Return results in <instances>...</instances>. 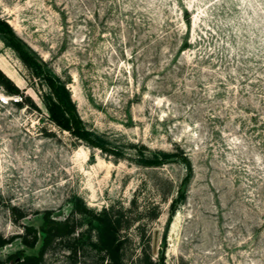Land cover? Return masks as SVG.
<instances>
[{
  "label": "rangeland",
  "instance_id": "rangeland-1",
  "mask_svg": "<svg viewBox=\"0 0 264 264\" xmlns=\"http://www.w3.org/2000/svg\"><path fill=\"white\" fill-rule=\"evenodd\" d=\"M0 19L105 147L53 120L42 72L0 34L20 89L0 86L1 235L50 210L77 231L41 264H106L94 244L117 239L124 264H264V0H0ZM77 200L115 230L72 212ZM41 242L1 246L2 264Z\"/></svg>",
  "mask_w": 264,
  "mask_h": 264
},
{
  "label": "trees",
  "instance_id": "trees-1",
  "mask_svg": "<svg viewBox=\"0 0 264 264\" xmlns=\"http://www.w3.org/2000/svg\"><path fill=\"white\" fill-rule=\"evenodd\" d=\"M0 34L10 46L18 51L20 57L24 60V62L33 68L34 72L37 74L42 72L40 71L41 61L38 60L36 53L26 43L18 38L11 26L2 19H0ZM42 77L51 93V97L48 98L47 101L50 103L49 108L53 120L58 125L71 130L76 136L88 139L90 144L105 149L103 140L100 139V137H91L90 131L86 130L82 125L80 118L75 113L71 104L70 95L66 86L50 72H42ZM12 80L0 68V86L7 92L20 94V89ZM21 100L28 101L30 100V97L21 95ZM16 102L21 103L19 100ZM168 157L169 154L164 153L163 158L167 159ZM161 160L157 158L147 159L145 160V163L157 165L163 162ZM186 182L187 181L185 180L179 189V199H182L185 194ZM72 212L85 214L91 219V221L98 222L101 227L110 231L115 230L114 225L104 214L95 212L93 209L83 204L80 200L74 202ZM23 216L24 214L19 213L16 220H19ZM22 228L23 231L21 233H16L8 237L0 234V247L12 242L16 238H19L25 246L34 248L39 242L40 232H42L41 246L38 253L26 254L23 259L20 257L17 261H14L17 255H10L13 259L12 264H41L44 254L56 243V241L69 239L74 236L77 231V225L73 217L68 216L64 219H57L52 216V212L50 210L44 212L43 221L39 228L32 224H23ZM123 244L124 242L122 239H117L112 243H96L94 245L99 251H104L106 264H124L122 259ZM162 246H165V241ZM71 250L75 251L76 247L72 246ZM3 262L4 260L0 258V264ZM141 264H163V262L161 259L155 261L151 258H147Z\"/></svg>",
  "mask_w": 264,
  "mask_h": 264
},
{
  "label": "built area",
  "instance_id": "built-area-1",
  "mask_svg": "<svg viewBox=\"0 0 264 264\" xmlns=\"http://www.w3.org/2000/svg\"><path fill=\"white\" fill-rule=\"evenodd\" d=\"M9 97L8 96H6V95H4V94H2V93H0V103H9Z\"/></svg>",
  "mask_w": 264,
  "mask_h": 264
},
{
  "label": "bare ground",
  "instance_id": "bare-ground-1",
  "mask_svg": "<svg viewBox=\"0 0 264 264\" xmlns=\"http://www.w3.org/2000/svg\"><path fill=\"white\" fill-rule=\"evenodd\" d=\"M179 221V220H178ZM178 223V222H177ZM176 222H174L173 224H172V226H171V232H170V236L172 237L173 236V234H175L174 233V231H175V229H176ZM170 238V237H169ZM171 240V239H170ZM172 243V242H171Z\"/></svg>",
  "mask_w": 264,
  "mask_h": 264
},
{
  "label": "water",
  "instance_id": "water-1",
  "mask_svg": "<svg viewBox=\"0 0 264 264\" xmlns=\"http://www.w3.org/2000/svg\"><path fill=\"white\" fill-rule=\"evenodd\" d=\"M19 259H20V257L19 256H16L15 259H14V261H17Z\"/></svg>",
  "mask_w": 264,
  "mask_h": 264
}]
</instances>
